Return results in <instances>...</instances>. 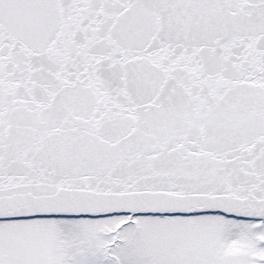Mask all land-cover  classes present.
I'll return each instance as SVG.
<instances>
[{"label":"snow or ice","instance_id":"snow-or-ice-1","mask_svg":"<svg viewBox=\"0 0 264 264\" xmlns=\"http://www.w3.org/2000/svg\"><path fill=\"white\" fill-rule=\"evenodd\" d=\"M0 264H264V0H0Z\"/></svg>","mask_w":264,"mask_h":264}]
</instances>
